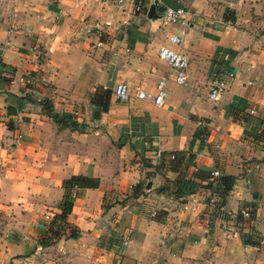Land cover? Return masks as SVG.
I'll return each mask as SVG.
<instances>
[{
    "label": "crops",
    "instance_id": "obj_1",
    "mask_svg": "<svg viewBox=\"0 0 264 264\" xmlns=\"http://www.w3.org/2000/svg\"><path fill=\"white\" fill-rule=\"evenodd\" d=\"M175 4L189 26L163 21ZM161 45L185 54V84ZM159 80L161 105L135 96ZM212 170L235 179L208 204ZM71 175L98 186L57 226ZM0 264H264V0H0Z\"/></svg>",
    "mask_w": 264,
    "mask_h": 264
},
{
    "label": "built area",
    "instance_id": "obj_2",
    "mask_svg": "<svg viewBox=\"0 0 264 264\" xmlns=\"http://www.w3.org/2000/svg\"><path fill=\"white\" fill-rule=\"evenodd\" d=\"M102 2L110 1L112 3L120 4L125 0H100ZM141 6L140 1L136 4V9L138 10ZM194 18V15L183 5L181 4H175L166 6L163 10L162 19L164 22L167 23H175L180 25H186L189 26L192 19ZM180 41L179 37L176 35H170L168 36V42L171 45H176ZM157 56L165 61L167 65L172 69L173 71V79L177 84H185L186 78H187V58L185 54L181 51H176L168 46L161 45L157 48ZM229 76L231 74L229 73ZM226 89V83L223 80H218L215 83L211 85L208 91V98L210 100H215L218 97H220L223 92ZM112 93L114 97L118 101H126L129 98V94L127 92V86L123 82L116 83L112 88ZM166 91L164 89V80H159L156 84V92L151 94L147 93L141 90H138L135 94L137 98H147L150 99L151 102L154 105H161L165 96ZM252 112V110H251ZM153 161L156 162V159L158 158V153L154 155ZM170 158H173V155H170ZM196 169H193V172H195ZM219 176V173L217 170H212L210 172V177L216 178ZM192 176H189V179H192ZM217 200V196L213 193L208 198V204H213ZM242 215H247V211L245 209H241L239 211ZM151 214H154V211L151 212ZM47 217V216H46Z\"/></svg>",
    "mask_w": 264,
    "mask_h": 264
},
{
    "label": "trees",
    "instance_id": "obj_3",
    "mask_svg": "<svg viewBox=\"0 0 264 264\" xmlns=\"http://www.w3.org/2000/svg\"><path fill=\"white\" fill-rule=\"evenodd\" d=\"M223 19L233 21L234 20V12L225 9L222 14ZM101 91V92H100ZM108 97H109V90H101L99 89L97 92L92 94L90 97V104L93 106V111L95 113H99L101 111H105L107 108L108 103ZM54 117L59 118V124L61 126H76V123L73 121L68 122L70 117L68 114L62 113V114H55ZM174 159V157L172 158ZM235 177L232 175L224 174L219 175L218 177L214 178L215 185L211 186V191L214 195H216L221 201L225 198L228 191L231 189ZM98 186V179L93 178L90 176H84V175H71L62 182V188L65 191V194L63 195V200L61 202V212L56 216V218L53 219V223H55L57 226H61L64 224V219L67 215V213L70 211L72 199L76 196V192H72V190L75 189H85V188H96ZM195 186L192 184V182L187 179L183 181L181 191L182 192H190L193 190ZM137 191L136 186L133 188V193ZM52 225V222L50 223V226ZM51 230V229H49ZM54 237H59L61 234H59L58 231H53L52 233ZM77 236V233L71 232L68 237L74 238Z\"/></svg>",
    "mask_w": 264,
    "mask_h": 264
},
{
    "label": "water",
    "instance_id": "obj_4",
    "mask_svg": "<svg viewBox=\"0 0 264 264\" xmlns=\"http://www.w3.org/2000/svg\"><path fill=\"white\" fill-rule=\"evenodd\" d=\"M147 17H155L153 7H150V9L147 13ZM6 110H7V112H9L10 110H12V112L14 111V109L11 106H7Z\"/></svg>",
    "mask_w": 264,
    "mask_h": 264
}]
</instances>
